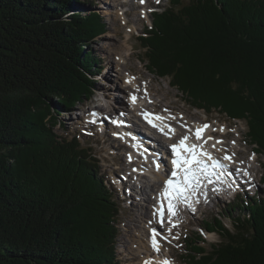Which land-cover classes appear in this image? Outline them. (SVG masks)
<instances>
[{"label":"trees","instance_id":"1","mask_svg":"<svg viewBox=\"0 0 264 264\" xmlns=\"http://www.w3.org/2000/svg\"><path fill=\"white\" fill-rule=\"evenodd\" d=\"M76 4L0 0V264L118 263L119 206L99 161L48 120L63 108L51 99L68 110L94 92L85 50L103 19ZM137 39L151 75L193 109L245 121L264 156V0H168ZM242 201L232 229L204 221L220 238L210 250L199 232L185 239V264H264V195Z\"/></svg>","mask_w":264,"mask_h":264},{"label":"rangeland","instance_id":"2","mask_svg":"<svg viewBox=\"0 0 264 264\" xmlns=\"http://www.w3.org/2000/svg\"><path fill=\"white\" fill-rule=\"evenodd\" d=\"M167 1L168 0H161L160 6H166ZM155 2L154 5L157 4V2ZM78 3L80 4H76V7L79 6L78 13L86 15L100 12V17L103 19L102 32H99L96 37L88 41V48L85 50L94 58L95 64L99 68L97 74H95L96 70L94 72L92 70L93 74L91 75L92 81L94 82V98L91 95L85 102L77 104L68 110H65L67 108L65 103L66 97L60 98L61 102L53 98L51 99L52 102L62 105L63 108L59 106L52 107L50 113L53 117L49 115L48 120L52 123L54 118V122L56 123L54 131L59 137L69 139L74 136L77 137L81 146L92 149V155L99 161V177L104 180L107 188L114 196L113 199L119 206V217L117 218L118 232L115 238L117 264L140 263L138 257L134 256L135 252L132 246V241L134 240L142 253L147 250V229L151 223L154 226L155 213L152 211L151 205L148 204L149 200L146 197L147 195L151 196L152 193L149 188L146 187H143L144 193L140 192V195L146 198L143 207H146V205L148 206L147 211L150 213L151 221L146 219V221L142 223L143 231L139 232V230H137L138 228L135 227L136 224H134L132 220L136 219V210L140 211V206L144 202L135 195L134 185L140 188L142 184L141 181L143 180L140 175H138L139 170L137 174L131 172L133 167L138 166L137 164L132 166V164L128 162L127 153H132V151H123L120 149L123 143L111 137L113 132H109L107 137H102L99 136L97 128L95 127L94 129L93 127L94 130L92 129L91 132L84 135L81 128L86 129V126L83 121L80 120V117L77 116V113L81 114L80 110L82 108L85 110L86 107H93L94 105L100 106L101 109H99V111L107 113L104 102H101V98H99L101 94L104 95L106 103H110L114 100L117 101V99L120 101L121 98L123 101H126L127 94L131 91L135 92L136 90L135 87L131 88L125 86L124 78L127 76V73L134 76H132V78H135L134 82H136V84L138 83L137 90L149 80L153 92L152 98L155 103L158 102L155 109L164 110L168 106L167 108L177 109L180 113L184 114V116L186 114L189 119L192 118L200 124L209 122L214 126V132L216 133L215 137L218 138L224 137L221 131H217L219 124L223 125L221 127H223L225 131H229L227 144L229 143L230 146H233L234 141L238 146L237 148H235V146L234 148L224 146L221 147L220 151L222 148H228L230 152L238 150L239 156L247 160V162L248 157L251 156L257 159L252 163L249 161L254 179L252 185L254 187H251V194L245 189H239L234 201L228 204L221 199L224 198L222 194L218 195L219 199L218 196L215 198L212 204L213 207L201 209L200 212H180L177 218L178 224H175L179 225V227L173 228L168 226V229L161 230L163 247L160 256L164 259L167 258L173 261L174 264H185L180 258L182 255L189 254L188 249L185 248V239L189 237V235L192 236L195 232L201 233L204 221H212V219L220 217L223 224L227 228L232 229L236 219L238 217L240 218L242 212L236 208L230 211L231 207H236L238 203L241 202V199L244 203L246 201L249 202L253 194L254 196L258 194L257 188L260 190L261 195H264V185L260 183L264 166V156L259 154L254 155V146L250 145L249 139L246 137L248 128L245 121H230L218 113L207 115L202 110L191 108L185 98L182 97V93L169 85V78L159 80L147 71L144 61L145 57L140 49L137 37L140 36L144 27L150 25L151 16L148 15V9L136 8L138 0H78ZM183 3L187 4L188 0H183ZM107 13L109 14L106 15ZM137 78L139 80L136 81ZM79 84L75 87L77 89L80 87L81 91V84H84L83 82L81 83V81ZM119 92L123 94L122 97L119 96ZM84 93L86 92H83V95ZM149 104L150 103H147V105ZM115 108V111L121 113L120 105H115ZM148 109L152 110L153 108L150 106ZM117 112L115 113L110 109L111 119L114 117V113L117 117ZM104 125H107L106 121ZM108 125L109 127L111 126L110 120L108 121ZM143 142L146 141L143 140ZM157 142L159 143V141ZM155 148L158 150V147ZM144 169L145 171L143 170L144 173L142 172V174H149V176H151L150 171H152V169H150V167L149 169ZM123 171L129 173V178L123 175ZM120 175H123V177ZM125 178L128 180L130 179V184L124 181ZM128 192L132 193L131 196L128 195ZM227 211H229V213ZM191 213L195 215H191ZM182 216H185V218H182ZM203 234L202 239L206 242L205 248L208 250H210L212 245L220 241L219 236L216 234Z\"/></svg>","mask_w":264,"mask_h":264},{"label":"snow or ice","instance_id":"3","mask_svg":"<svg viewBox=\"0 0 264 264\" xmlns=\"http://www.w3.org/2000/svg\"><path fill=\"white\" fill-rule=\"evenodd\" d=\"M140 2L144 3V0H140ZM156 2L159 3V0H156ZM131 79L127 81V83H131ZM136 100L137 97L135 95L130 96V101L133 105H135ZM121 115H123V113H121ZM140 115L148 125L158 130L169 139L171 135L175 133V129L164 123L163 117L147 111H142ZM172 119H174V117H172ZM112 123L117 126L122 124V122L116 120H113ZM209 127L208 124H204L197 127L194 133L191 129H188L190 135H184L180 138L178 143L169 145L171 157L170 177L164 181L163 188L159 193L160 203L155 213L161 224H163L165 218V203L167 204L169 223L172 224V227H175L176 225L172 223L171 218L177 216L178 206L180 204L185 205L194 212L195 208L193 207V203H199V199H197L199 195H203L205 202H207V193L204 191L207 184L214 183V178L215 181L223 183L222 177L228 175L225 171L224 164L215 159L211 153L204 148V145L212 139L211 137H204V132ZM165 129H167V131H165ZM220 131H223V129H220ZM191 135H194L199 143L190 144L189 140ZM119 138L123 139V137ZM222 143V141H215L212 147L215 148L216 144ZM234 143L233 141V144ZM134 147L139 148L140 146L134 145ZM144 151H147V149ZM223 159L232 161L233 157L225 155ZM128 161L129 163L132 161L131 154L128 156ZM156 168L159 171V163H156ZM135 170L136 169H133V171ZM240 171L241 169L237 168V173ZM244 175L247 176L248 172L244 171ZM229 187H231V185H229ZM213 191H217V189L213 188ZM160 235L161 234L155 229L151 232V246L156 252L160 251V245L157 240V237ZM144 264H150V262L145 261ZM163 264H169V262L164 261Z\"/></svg>","mask_w":264,"mask_h":264},{"label":"bare ground","instance_id":"4","mask_svg":"<svg viewBox=\"0 0 264 264\" xmlns=\"http://www.w3.org/2000/svg\"><path fill=\"white\" fill-rule=\"evenodd\" d=\"M108 14L109 13H107L106 15H108ZM132 76H133L132 74L127 73V76L124 78L125 79V81H124L125 86L131 87V88H134L135 87V89L137 90V84L138 83L136 84V82H134V79L135 78L134 79H131ZM130 79H131V83H127V81H129ZM137 80H139V79L137 78ZM144 86H146L145 87V90L147 92L146 95L143 94V93L141 94L139 91L136 93V90H135V92L134 91H131L130 92V93H135L137 95V99L139 100V104L137 106L134 107V106H130L129 105V103L127 101L128 100V97H129V94L127 95V100L126 101H123L122 98H121L120 101H118V100L115 101L114 100V101H111L110 103L107 102L106 105L111 109V111H114L115 113L117 112V111H115V109H116L115 108V105H120L121 113L124 112V114L126 115L127 122H131L132 119H135V118L137 120H141L144 123V125H145V126H141V127L147 132L146 133L145 131H143V133H146L145 135L151 136L152 138H150V140L149 139H143L142 137L138 136L136 133H134L133 130H131V128L128 129V132L130 134H132L134 137L140 138L142 140L140 144L143 147L145 146L148 150H150L151 153L157 154L158 152H160V153H162V154L165 155L167 153V151H169V149H168L169 148V145L174 144L177 141H179L180 138H182V136L189 135L188 129H191V130L194 131L197 127L200 126V123H198L197 121H194L192 118L189 119V117H187V122L186 121L183 122V120H185V118L182 116V113H177L175 115L172 112H167V114L162 115V117L164 118V123L170 125L173 129H175V133L171 135V138L170 139L167 136L162 135L158 130L153 129L150 125H148L147 122H145L143 120V118L141 117V115H140V113L142 111H150L148 109V107H150V106H155V108H156L157 103H158V102L155 103V101L152 98L153 92H152V89L150 87L149 80L146 82V84ZM116 88H117V86H116ZM147 103H150V104L147 105ZM125 107H126V109H125ZM127 107H129V109H127ZM99 109H101L100 106L94 105L92 107L91 111L92 112H98ZM150 112H154V111H150ZM115 113H114V117L113 118L116 117ZM117 113L119 114V112H117ZM119 116H121V115H119ZM169 116L174 117V119H172V117H169ZM105 117L106 116H103V118H101V119L97 118V121H102L103 122L102 126L105 123V119H104ZM157 123H159V122H157ZM220 129H223V131H221L222 135H226L227 132H225V130H224L223 127L218 128L217 131H220ZM126 131H127V127H126ZM165 131H167V129H165ZM213 131L214 130L207 129L204 132V136L208 137L209 134H211ZM221 138L222 137H220V139ZM143 140L146 141V142H143ZM155 141H159L160 145H158L157 143H155ZM213 143H215V140H209L208 143L206 144V146L207 147H210V149L217 150V152L220 153L221 152L220 151L221 147H224V146H222V144H221V145H216L215 148H213L212 147ZM155 147H158V150H156ZM232 152H234V154H235V151H232ZM223 153H228V152H222L221 155H223ZM132 154H131L132 159L137 158L135 155L133 156ZM233 162H236L237 163V161H235V160ZM140 165L138 164V166H139V168H138L139 169V174L138 175H140V177H141V179L143 181H141L142 184H141V187L140 188H138V187H136L134 185V188H135L134 189V192H135V195L141 201H143V202L145 201L146 198H148V200H149L148 204L151 205V207H154V196L157 195L161 191L162 183L160 181H162L163 179H162V176H161L160 172L158 170H156V169H153L152 168V165H150V164H149L150 169H152V171L149 170L151 176H149V174H147L148 176L145 175V174H142L143 170L145 171V169H143V165H141L142 167ZM132 166H135V164L133 163ZM132 166H131V168H132ZM144 167L146 169L147 168L149 169V167H147V166H144ZM128 178H129V176H128ZM143 187L149 188V190L152 193V195L151 196L150 195H147L146 198L143 197V195H140V192H143V193L145 192L144 189H143ZM151 201H153V202H151ZM144 204H145V202L142 205L139 204V205H141L140 206V211L136 210V212H137L136 213V215H137L136 216V219L132 220L133 223L136 224L135 227L138 228L137 230H139V232H142L143 231V225H142V223L145 222L146 219H148L149 221H151L150 220V213L147 211V207L148 206L146 205V207H143ZM151 209L155 213V211L153 210V208H151ZM183 211L186 213L185 210H183ZM177 216H178V214H177ZM182 218H185V216H182ZM158 223L160 224L157 215H155L154 226H155V224H158ZM140 225H142V226H140ZM149 228H153V225L148 226L147 231L149 230ZM132 242H133L132 243V246H133V249H134V252H135V255L134 256L135 257H138V259L140 260V263L139 264H144L145 261H149L150 264H163V262L166 261L164 258L160 259L159 257L156 258L154 261H152L151 260L152 259L151 258L152 255L153 254H157V253L153 252L149 248V246L147 247L146 252H143L142 253L141 250H139V247L137 246L136 241L134 240Z\"/></svg>","mask_w":264,"mask_h":264}]
</instances>
